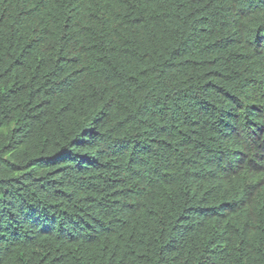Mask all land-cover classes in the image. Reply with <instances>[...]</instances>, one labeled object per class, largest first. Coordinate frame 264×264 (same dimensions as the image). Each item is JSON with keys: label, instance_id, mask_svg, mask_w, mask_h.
Instances as JSON below:
<instances>
[{"label": "trees", "instance_id": "obj_1", "mask_svg": "<svg viewBox=\"0 0 264 264\" xmlns=\"http://www.w3.org/2000/svg\"><path fill=\"white\" fill-rule=\"evenodd\" d=\"M0 264H264V0H0Z\"/></svg>", "mask_w": 264, "mask_h": 264}]
</instances>
